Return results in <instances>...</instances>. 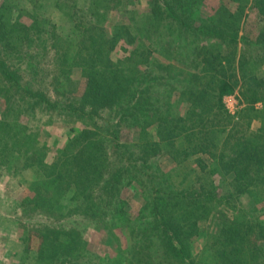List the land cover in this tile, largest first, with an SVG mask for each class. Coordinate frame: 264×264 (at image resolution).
I'll return each mask as SVG.
<instances>
[{
	"label": "rangeland",
	"instance_id": "1",
	"mask_svg": "<svg viewBox=\"0 0 264 264\" xmlns=\"http://www.w3.org/2000/svg\"><path fill=\"white\" fill-rule=\"evenodd\" d=\"M167 1L8 0L6 3V0H0V14L10 11L11 23L19 30L14 35L16 37L11 47L0 44V62L5 69L16 74L22 87L26 86L45 97V100L38 101L30 95L24 96L23 90H17L15 80L9 81L0 72V126L8 123L9 127L18 128L17 133L22 132L17 143L12 139L9 142L1 141L0 264H41V261L44 264L172 263L166 261L164 249L157 241L143 239L148 231L136 227L140 221V210L146 202L145 196L150 194L142 191L136 180L128 183V176L133 175L135 170L132 169L131 175L123 174L122 183L115 194L107 195L102 189L115 170L131 166L127 158H134L137 166H142L144 160L139 159L143 156L141 144L151 138L160 141L156 136V126L145 125L136 111L122 117L124 106L100 110L99 116L93 120L72 116L58 106L67 102L79 104L87 89L88 77L83 74L82 67H74L71 72L63 73L60 63L67 46L65 40H71L73 56L89 58L82 44L81 33L76 32L84 29H90L91 33L102 37L106 56L111 58L112 63L121 64L126 71H153V77H157L155 73L159 70L162 72L163 69L159 67L163 66L164 79L148 83H152L150 99L152 102L158 100L157 104L161 105L170 102L172 115L176 117H185L188 109L192 108V104L183 99L181 91L187 88L196 91L200 83L213 82L211 76L216 79L229 73L230 67L226 63L216 66V71L209 75L211 72H206V69H210L206 66L201 48L222 52L221 58L230 54L239 58L245 54L250 62L255 63L246 66L247 73L264 84V43L247 46L243 51L244 44L235 49L215 39L198 41L195 45L183 39L174 44L175 37L169 30H175L176 23L163 24L162 29L157 30L150 21L153 10H158V5ZM220 1L232 11H238V4L230 0H206L201 7L203 16H209L211 9L217 7ZM240 3L245 4L246 0H239ZM249 6L245 10L249 19L241 25L239 36L255 42L264 34V15ZM94 11L96 15H93ZM77 25L82 27L78 29ZM146 30L151 32L148 34ZM162 32L167 34L160 45L157 40ZM56 37L61 41L57 42ZM195 48H200L201 53ZM236 76L240 79L241 73L237 71ZM247 83L240 80L236 92L224 97L227 116L222 115V118L214 109L211 113H204V121L208 125L221 124L227 131L232 130L233 122H236L246 130L264 136V118L252 122L251 127L248 126L249 116L242 120L241 112L246 105L240 87ZM125 96L124 104L131 99V93ZM254 106L257 112L263 108L262 103ZM117 123L121 124L118 144L129 147L125 154L122 148L120 152L114 148L111 129H115ZM84 129L94 130L97 134L96 140L107 150L110 166L107 171L91 168L90 175L93 177L96 174L97 178L91 177L86 182L75 180L72 190L55 194V185L51 188L49 183L52 179L49 173L52 171L51 164L59 150ZM184 135L186 133L182 132L181 136ZM161 143L159 153L150 156L147 161L160 168L162 174L168 175L165 184L160 183L157 188L169 185L168 189L175 191L195 192L199 181L194 174L187 176L189 169L197 166L195 160L199 157L207 164H213V160L207 154H198L181 164L178 161L181 157L177 160L174 158L167 142ZM6 149L8 151L4 152ZM40 159L43 166L39 170L32 164ZM220 175L215 180L216 190L225 200L206 219L199 221L198 234L190 241L192 258L198 264H220L221 254L232 250V246L220 235L224 228L235 223L237 216H241L240 220H236L237 230L244 232L243 235H247L250 241L258 237V221L264 222V190L254 185L242 191L234 184L233 173ZM141 180L148 181V178L143 175ZM38 181L45 182V186H39L40 190L36 191L34 188L38 185L33 184ZM156 181L157 185L160 179ZM148 184L147 189L151 191L156 186L150 182ZM75 191L78 199L69 201ZM38 192L50 200L58 198L51 200V205L38 204L33 201ZM86 199L102 203V207L93 209L84 202ZM117 209L121 212L115 213ZM131 229L136 230L132 233ZM75 235L78 241L69 246V239L72 237L73 240ZM261 243L264 247V240ZM252 246L250 243L249 249L248 243L244 245L245 255L239 258L240 264H258L260 257H264L259 255L253 258L250 253L254 250Z\"/></svg>",
	"mask_w": 264,
	"mask_h": 264
},
{
	"label": "trees",
	"instance_id": "2",
	"mask_svg": "<svg viewBox=\"0 0 264 264\" xmlns=\"http://www.w3.org/2000/svg\"><path fill=\"white\" fill-rule=\"evenodd\" d=\"M230 1L238 4L237 12L232 11L231 8L220 1L217 7L214 6L211 9V14L204 17L201 7L204 6L206 0H168L166 4H159L158 10H153L154 14L150 21L158 28L157 30L162 29L163 24L176 23L175 30L173 28L169 30L170 32L172 30L171 33L175 37L174 44L176 41L180 42L183 39L184 41L188 39L190 45H195L194 43L198 41L215 39L235 49L244 44L243 51L247 46L251 47L252 45L264 43V34L261 39L255 42L239 36L241 25L245 24L246 19H249L248 14L245 12L248 5H251L249 8H252V10H257L260 15H264V0H246L245 4H239V0ZM6 3H8V0H6ZM97 8H99V5ZM95 12L93 15L97 14ZM11 15L8 10L0 14V44L3 47L13 44L16 37L14 35L19 32L18 27L16 28V25L11 23ZM77 26L78 29L82 27L81 25ZM146 31L148 34L151 32L150 30ZM76 32L81 33L82 44L86 47L89 58L80 57V55L73 56L71 54L74 50L73 44L71 40H65L67 46L65 53L60 58L61 69L63 73H69L74 67H82L83 74L88 77L87 89L79 104L67 102L58 106L72 116L90 120L99 116L100 110L116 107L120 109L124 106L125 110L121 113L122 117L136 111L138 118L143 119L145 125L156 126V136L160 141L151 138L150 141L141 144L143 156L139 159L144 160L142 166H140L142 168L137 166V160L127 158L129 160L128 164H131V166H123V168L115 170L109 180L104 183L102 189L107 195L115 194L122 183L123 174L128 175L134 169V174L128 176L130 178L128 183L136 180L140 185V189L148 192L151 196V198L145 196L146 202L139 213L140 221L136 224L137 228H144L143 230L148 231V234H144L143 239L151 242L157 241L164 249L166 261H172L171 264H198L192 258L190 241L198 234L199 221L206 219L225 200L221 193L216 190V178L223 173L225 175L233 173L235 176L234 184L242 191L254 185L264 190V136L246 130L240 123L236 122H233V129L227 131L225 127H221V124L208 125L203 117L204 113H211L214 109L222 118L227 116L228 113L223 99L225 96L234 94L239 87V81L244 80L248 81V85L240 87L244 105H246L241 112L243 114L242 120L249 116L251 119L248 126L251 127L252 122L264 118V84L249 75L246 68L247 65H254L255 63L250 62L245 54L238 56L239 58L232 56V54L227 55L226 58H221L222 52L201 48L202 53H204V60L207 62L206 66L210 69H206V72H211L209 75L216 71V66H222L226 63L230 67L229 73L227 75L222 74V78L215 79V76H211L213 82L209 84H201L198 80L200 85H198L196 91L188 88L185 89L186 92L181 91L183 99L190 102L192 108L188 109L185 117H176L177 115H172L170 102L161 105L157 104L158 100L152 102L150 99L149 89L152 83L151 85H148V83L164 79L163 72L165 69L163 66L159 67L163 69L162 72L159 70L155 73L158 75L157 77H153V71H130L132 69L126 71L121 64L112 63L111 58L106 56L102 37L91 33L90 29ZM166 34L167 32H162L161 38L157 40V42L160 41V45L163 43ZM17 38L20 39V36L17 35ZM56 41L59 42L61 39L56 37ZM195 49L201 53L200 48ZM0 69L1 74L9 81L15 80L17 90H23L24 96L30 95L33 99L37 98L38 101L45 100V97L39 92H32L26 86L22 87L20 81L16 79V74L5 69L1 62ZM222 69L225 70L226 67L223 66ZM237 71L241 73L240 79L236 76ZM216 74L218 75V73ZM198 79L200 78L198 77ZM129 93H131V99L124 104L125 95ZM256 103L263 104L260 112L256 111L254 106ZM88 108L91 109L88 111ZM120 126L121 124L117 123L116 128L111 129V135L114 137L113 142L116 151L120 152L122 148V153L125 154L129 151V147L118 144L121 133ZM206 126L210 127L206 128ZM17 129L16 126L12 125L9 127L8 123L0 126V148L3 143L2 140L9 142V139H12L13 142H19L22 132L17 133ZM11 132H14V134H11ZM182 132L183 134L186 133L184 137L181 136ZM96 136L94 130L84 129L70 139L63 149L59 150L57 157L51 164L52 171L49 172L52 175L49 183L51 188L55 185V194L72 190L75 180L88 181L92 177L91 168L100 171L108 170L110 159L107 150L96 140ZM162 141L167 142L172 148L171 152L176 160L181 157L178 160L181 164L198 154H207L213 160V164H207L199 157L195 160L197 166L189 169L187 176L194 174L199 181V186L195 192L191 190L175 191L168 189L169 185L157 188L160 183L165 184L168 175L162 174L160 168H155L153 164H149L147 161L150 156L159 153ZM32 166L39 170L42 169L41 159ZM95 175L92 178H97ZM139 175H144V178H148V181L141 180ZM53 177L55 178L53 179ZM157 178L160 179V182L156 185ZM40 182L33 184V186L38 185L34 188L36 191L40 190L39 186H45V182ZM147 182H150L152 186L156 185L152 188V191L147 189L149 187ZM46 187L48 189V186ZM77 191L79 192L78 188ZM77 191L69 198V201L78 199ZM38 193L39 195L33 199L38 204L51 205L52 201L58 198H52L51 201L40 192ZM84 202L92 206L93 209L102 207V203H94L93 200L86 199ZM116 212L120 213L121 210L117 209ZM240 214L242 215L241 212ZM240 217L237 216L234 224L222 230L220 238L225 239L232 246V250L221 254L222 262L220 264H240L239 258L245 253L246 248H244V245L246 243H248L249 249L250 243L253 245L254 250H250L253 258L256 259L259 255H264V247L261 243V240H264V222L258 221L256 224L258 237L256 236V240L250 241L251 239L247 235H243L244 232L237 230L238 223L236 220H240ZM135 230L131 229L132 233ZM75 237L76 235L73 240L72 237L69 239V246L78 241ZM260 258L258 264H264V257ZM40 263L44 264L43 261Z\"/></svg>",
	"mask_w": 264,
	"mask_h": 264
}]
</instances>
